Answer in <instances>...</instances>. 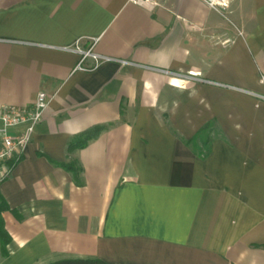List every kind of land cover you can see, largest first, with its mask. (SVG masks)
I'll return each instance as SVG.
<instances>
[{"label":"crops","instance_id":"1","mask_svg":"<svg viewBox=\"0 0 264 264\" xmlns=\"http://www.w3.org/2000/svg\"><path fill=\"white\" fill-rule=\"evenodd\" d=\"M160 1L0 0V103L52 97L0 182V264H264V0ZM80 38L116 60L76 70Z\"/></svg>","mask_w":264,"mask_h":264},{"label":"built area","instance_id":"2","mask_svg":"<svg viewBox=\"0 0 264 264\" xmlns=\"http://www.w3.org/2000/svg\"><path fill=\"white\" fill-rule=\"evenodd\" d=\"M134 3L154 9L161 4L160 0H132ZM212 9L226 14L232 0H203ZM96 39L88 45L77 39L74 43L62 48L80 54L76 70L91 71L101 64L116 60L102 55L95 49ZM91 58L92 65L86 64ZM126 62V61H122ZM52 97L45 91H39L34 102L29 106L3 105L0 103V182L10 176L14 165L21 159L28 145L33 141L36 126L42 120Z\"/></svg>","mask_w":264,"mask_h":264},{"label":"trees","instance_id":"3","mask_svg":"<svg viewBox=\"0 0 264 264\" xmlns=\"http://www.w3.org/2000/svg\"><path fill=\"white\" fill-rule=\"evenodd\" d=\"M105 128L104 125H94L76 135L72 136L68 143V151L71 152L78 148L85 147L88 142L99 136L102 130ZM213 132H215V127L210 124L203 127L193 138L185 140V142L190 145L200 156H207L210 153L211 141L213 139ZM201 142L202 144H199ZM57 164H62L67 170L72 172L74 179L77 183L80 182V173L82 167L77 161L72 162H56ZM7 210H11L10 205L6 198L3 196L0 190V251L3 255H8L7 245L11 241L12 237L5 226V221L3 213ZM48 264H116L109 263L101 259H85V258H64L59 259Z\"/></svg>","mask_w":264,"mask_h":264},{"label":"rangeland","instance_id":"4","mask_svg":"<svg viewBox=\"0 0 264 264\" xmlns=\"http://www.w3.org/2000/svg\"><path fill=\"white\" fill-rule=\"evenodd\" d=\"M232 6V5H231ZM231 6H230V8L228 9V11L226 12V13H228L229 15H230V9H231Z\"/></svg>","mask_w":264,"mask_h":264}]
</instances>
